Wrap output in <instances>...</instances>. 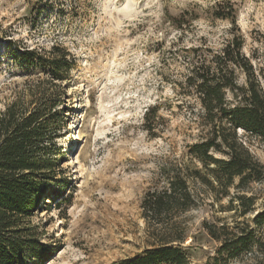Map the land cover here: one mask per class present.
I'll return each mask as SVG.
<instances>
[{
    "label": "rangeland",
    "instance_id": "1",
    "mask_svg": "<svg viewBox=\"0 0 264 264\" xmlns=\"http://www.w3.org/2000/svg\"><path fill=\"white\" fill-rule=\"evenodd\" d=\"M220 1L226 0H0V111L16 101L27 105L32 91L50 87L43 72L20 67L15 58L23 51L45 60L64 52L71 65L53 89L64 114L54 140L62 156L55 155L44 200L24 225L41 249L26 250L24 264H126L157 246L159 237L142 219L143 198L165 185L173 166L193 169L188 146L197 140L190 115L180 110L188 105L177 95L184 66L168 52L201 42L220 49L231 36L227 21L211 17ZM228 1L237 10L242 53L264 90V0ZM182 14L183 34L167 21ZM154 107L159 128L151 137L144 115ZM238 137L264 166V144L242 131ZM191 186L200 201L173 217L184 241L171 246L188 250V264H256L253 256L217 254L220 244L202 223L231 224L235 214L220 212L226 201L211 207L212 196ZM250 187L257 202L247 220L264 211V184ZM259 233L264 237V225ZM36 253L38 260L28 261Z\"/></svg>",
    "mask_w": 264,
    "mask_h": 264
},
{
    "label": "trees",
    "instance_id": "2",
    "mask_svg": "<svg viewBox=\"0 0 264 264\" xmlns=\"http://www.w3.org/2000/svg\"><path fill=\"white\" fill-rule=\"evenodd\" d=\"M53 1L37 0L45 4ZM185 16L168 17L167 21L183 34V25L188 22ZM211 17L231 26V36L220 49L201 42L197 47H184L181 53L168 52L185 70L177 95L189 108L180 110L190 115L197 130V140L188 146L193 169L173 166L165 185L145 195L142 219L161 239H156L155 248L126 264H188V250L171 244L184 241L176 233L178 225L173 217L200 201L191 184H199L212 196L211 207L226 201L220 205V212L235 214L232 225L218 220L202 223L208 237L220 244L217 254L228 260L253 256L258 259L256 264H264V237L259 233L264 211L244 219L255 212L257 198L250 185L264 184V166L238 137L242 131L264 144V90L259 75L242 53L244 39L236 27L235 4L218 2L211 8ZM66 57L68 54L61 52L60 57L45 60L35 51H23L15 58L27 72H43L50 87L32 91L27 105L16 101L0 111V264H24L26 250L41 249L24 225L37 203L44 200L57 170L55 155L62 156L54 140L65 126L64 114L57 109L60 95L53 89L67 78L71 65ZM238 75L244 78V85L238 84ZM157 112L154 107L144 115V129L151 137L159 128ZM159 224L164 227L158 229ZM38 258L36 253L28 261Z\"/></svg>",
    "mask_w": 264,
    "mask_h": 264
},
{
    "label": "bare ground",
    "instance_id": "3",
    "mask_svg": "<svg viewBox=\"0 0 264 264\" xmlns=\"http://www.w3.org/2000/svg\"><path fill=\"white\" fill-rule=\"evenodd\" d=\"M72 126V124L70 125V127ZM73 135V134H72Z\"/></svg>",
    "mask_w": 264,
    "mask_h": 264
}]
</instances>
